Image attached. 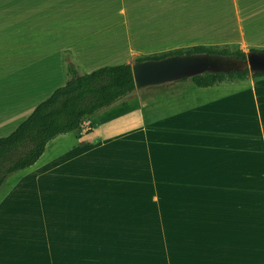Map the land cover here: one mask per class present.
I'll return each instance as SVG.
<instances>
[{
  "label": "rangeland",
  "instance_id": "1",
  "mask_svg": "<svg viewBox=\"0 0 264 264\" xmlns=\"http://www.w3.org/2000/svg\"><path fill=\"white\" fill-rule=\"evenodd\" d=\"M50 7V16L0 17L2 105L8 58L19 61L25 43L29 79L55 62L54 79L37 81L42 92L21 119L65 84L69 63L83 75L194 46L264 51L261 35L245 29L243 0ZM253 79L134 90L58 137L39 165L0 187V264H211L212 251L226 264L244 219L264 218V104L244 93Z\"/></svg>",
  "mask_w": 264,
  "mask_h": 264
},
{
  "label": "trees",
  "instance_id": "2",
  "mask_svg": "<svg viewBox=\"0 0 264 264\" xmlns=\"http://www.w3.org/2000/svg\"><path fill=\"white\" fill-rule=\"evenodd\" d=\"M182 54L222 55L237 61L246 59V54L238 49L194 46L136 60H160ZM66 70L69 79L65 84L38 104L10 135L0 138V187L9 175L34 165L52 139L79 129L89 117L121 101L135 89L130 64L104 66L80 75L75 66L69 63ZM248 74L247 69L219 74L205 73L190 81L197 88H211L224 82L244 81ZM252 77L261 78L264 73H255Z\"/></svg>",
  "mask_w": 264,
  "mask_h": 264
},
{
  "label": "crops",
  "instance_id": "3",
  "mask_svg": "<svg viewBox=\"0 0 264 264\" xmlns=\"http://www.w3.org/2000/svg\"><path fill=\"white\" fill-rule=\"evenodd\" d=\"M60 1L74 0H0V17L28 15L50 16L53 15V11H55L50 5L52 2ZM13 3L24 4V8L12 9L11 5ZM243 14L246 31H249L255 39H259V35H261V39H264V0H243ZM18 63L20 67L16 69L15 66L18 65ZM7 65L8 68L5 73V78H7L6 83L8 85H5L6 89L3 93V103L5 104L2 105V103H0V129L7 128L14 131L25 120V117L21 119L22 113L20 112H22L24 108L29 107L31 99L37 98L39 93L42 92V90L39 89L40 83L37 81L54 79L53 66H55V62H52L51 66L42 67L39 70L36 69V73L31 72L30 75L32 76L29 79L28 49L27 43H25L24 56H20L19 61H16V58L9 57ZM241 82L242 81H240V83ZM218 85H216V87ZM244 93L246 96L250 95L249 99L252 100L253 105L255 101L257 102L258 98L262 106V104H264V77L250 81L249 87H247ZM261 113H264L263 107H261ZM261 131L262 140L260 150L261 154L264 156L263 125L261 126ZM60 136L61 135L55 137L47 143L41 157L49 156V145L52 144V151L59 146V144L54 145V141ZM50 156H54L53 153H51ZM41 157L29 168L33 169L39 165ZM2 205H4V201L0 203V208H2ZM5 219L4 216H0V232L3 229L2 226L6 225L2 224V221ZM244 221V239L242 241L237 240L234 244L230 245L227 251H223L224 254H222V256L232 257L230 260L226 261V264H264V218L256 216L247 217ZM1 248L2 245H0V249ZM212 253L213 258L211 259V264H218V259L216 257H219V253H215L214 251H212Z\"/></svg>",
  "mask_w": 264,
  "mask_h": 264
},
{
  "label": "water",
  "instance_id": "4",
  "mask_svg": "<svg viewBox=\"0 0 264 264\" xmlns=\"http://www.w3.org/2000/svg\"><path fill=\"white\" fill-rule=\"evenodd\" d=\"M134 90L191 79L205 73L219 74L247 69L251 75L264 73V53L249 52L244 61L214 54H182L160 60L133 61L130 64Z\"/></svg>",
  "mask_w": 264,
  "mask_h": 264
}]
</instances>
